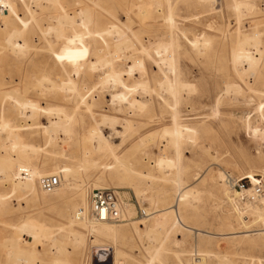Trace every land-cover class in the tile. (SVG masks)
<instances>
[{"label": "rangeland", "instance_id": "obj_1", "mask_svg": "<svg viewBox=\"0 0 264 264\" xmlns=\"http://www.w3.org/2000/svg\"><path fill=\"white\" fill-rule=\"evenodd\" d=\"M60 1L66 5L73 0ZM155 1L145 0L147 5L132 7L129 0H96L94 7L84 15L89 17V24L77 28L85 33L113 23L125 35V40L129 39L131 43L127 41V46L122 45L121 53H116L113 41L109 45L126 86L135 90L129 94L114 83L110 85L112 81L105 83L106 87L102 85L103 89L97 85L110 71L101 61L107 47L98 39L85 36L84 44L70 48L60 62L56 53L61 42L47 50L49 45L34 44L33 38H28L24 44L23 39L15 38V27L27 17L26 4L22 0H0V158H6L5 148L12 145V139L2 129L4 121L11 127H19L22 138L18 141H25L35 150L28 149L25 154L14 151L10 155L12 160L20 156L25 166H33L40 172L64 166L71 169L69 182L64 177L61 180L58 171L53 174L62 185L58 195H47L39 190V195L46 198L44 204L35 202L22 186L14 190L4 180L5 172L0 170V192L11 197L4 212H0V264H6L5 253L11 251L3 247L8 237H15L23 252L25 261L17 264H27V257L28 264H56V260L63 264H92V246L98 243L88 230L75 227V234L82 237L75 244V236L58 229H66L75 207L80 208L81 194H85L87 203L90 192L100 189L98 187L118 191L122 209L123 204H129L131 209L122 220L109 222L119 228L124 240L99 243L105 244V248L112 249L115 245L119 248L117 264H198L200 259L205 260L204 264H264V243L257 235H232L245 228L242 224L245 221L251 230L264 227L256 226L250 213H245L238 205L244 215L237 213V202L234 206L227 198L235 192L223 180L225 176V180L229 177L244 181L246 189L251 188L249 180L244 179L246 176H256V181L264 182V138L261 136L264 130L261 121V116L264 117V0H248L254 3L255 11H261L257 15L241 8L240 30L230 0L227 3L218 0V4L214 1L207 19L204 5L198 7L202 15L193 16L192 0H171L172 11L166 4L157 7ZM66 6L73 11L81 7ZM52 25L58 28L56 22ZM241 32L250 34L252 40L255 38L247 45V52L258 62L256 70L250 72L244 71L248 69L246 63L237 68L233 63L234 42L242 39ZM202 33L213 38L230 35L225 40L214 38L211 54L205 58L204 55L198 57L189 44L194 34ZM198 38L202 39V35ZM9 39H13L15 52L10 49ZM157 45L167 48L164 51L167 53L161 50L157 53ZM256 45L262 48V59ZM19 47L23 52H17ZM161 56L168 57L171 63L167 60V64L163 58L167 66L161 65L163 62L159 64ZM98 60L101 65L90 73V64ZM172 61L174 68L168 66ZM133 62L142 64L141 74L136 71L140 75L135 71L127 74L128 69L135 68ZM62 63H67V71L61 70ZM166 67L172 69L173 77L165 75ZM42 79L43 83L39 84ZM166 81L173 87L176 83L188 86L190 93L185 86L184 90L177 85L174 88L180 93L172 89L175 94L169 91L174 96L171 97L167 88L159 87ZM62 83L72 89L74 86V91L67 86L64 91L59 90L65 85ZM92 87L96 89L89 95ZM121 93L136 100L141 108L118 102L114 97L119 98ZM7 94L12 95L11 99ZM81 100L85 101L81 103ZM22 101H30L37 108L32 113L31 107H18ZM63 120L69 123L67 130ZM93 129L103 131L108 137L112 152L102 154L96 150L98 140L93 141L88 134ZM164 129L176 130L179 140L172 142V138L163 137ZM255 129L260 132L257 130L259 134H254L253 138ZM83 152H87L88 157L82 159ZM160 159L175 161L179 167L158 168L156 161ZM220 173L224 174L222 179L218 178ZM186 186H191L195 200L191 198L184 203L177 215L195 231L173 230V213L165 222L160 216L178 188ZM249 198L251 202L258 200ZM143 211L150 215L148 219L144 218ZM157 221L162 223L157 226ZM47 228H50L48 240L42 233ZM52 237L58 246L51 245Z\"/></svg>", "mask_w": 264, "mask_h": 264}, {"label": "bare ground", "instance_id": "obj_2", "mask_svg": "<svg viewBox=\"0 0 264 264\" xmlns=\"http://www.w3.org/2000/svg\"><path fill=\"white\" fill-rule=\"evenodd\" d=\"M25 4H26V8H27V17L25 18V21H22L20 23H18V25L15 27V38L18 36L20 37L24 44V42L27 41L28 38H33L32 39V42L34 44L36 43H39V44H44V45H49V49L47 50H51L53 48L54 45H56V43H62L61 45V48L58 50V52L56 53V55H58V61H63L66 54L68 53L69 49L70 48H73L75 47L76 45L78 44H84L85 42V36L86 38H89V39H98L100 42H102L105 47H107V49L105 50L107 53L104 57H102V64H103V67H104V64L109 67L110 71L105 72V74L107 76H105V79L104 78H100L102 81H99V83L97 84L98 86H105L107 82L109 81H112L110 82V85L112 83H114L116 86H120L123 90H125L126 93H132V91H135V90H132V89H129L126 84H125V81L123 80L122 76H123V72L118 70L117 66H116V63L118 62L114 57V52L112 53L111 51H109V45L111 44V42L113 41V46L116 53L120 52L123 48L122 45H126L131 43L129 42V39L128 40H125V35L122 33V31L119 30V28L114 25L113 23H108L107 25H105L104 27L102 28H99L98 30L96 31H89L87 30L85 33L84 32H80L79 30L77 31V28L79 25H83L84 27H86L88 24H89V17H85V13L90 10L91 7H94L95 3H96V0H73L69 3H66V5H71L73 7H77L81 5L80 9L78 8L76 11H73V10H70L68 8V6H66L65 4H63V2H61L60 0H22ZM177 1V0H176ZM175 1V2H176ZM214 1L218 4V0H192V5H193V16H200L202 14H200V11L198 10V7L199 5H204L206 7V10L204 11V17L206 16V19L208 16H211V11L209 9H211L213 6L211 4H215ZM229 0H226L225 2L227 3ZM130 4L132 7H140V6H145L147 5V2H145V0H129ZM231 4H230V8H232V10H234L236 12V21H237V26H238V29L240 30V26H241V8L244 7L245 10L247 11H250L251 12V15H257L258 13H260L261 11H255L254 9V3L248 1V0H230ZM138 4V5H137ZM162 4H166L169 6V9H171L172 11V3H171V0H156L155 1V5L157 7H162ZM24 5V4H23ZM25 7V6H24ZM168 8V7H167ZM37 9V10H35ZM76 9V8H75ZM168 9V10H169ZM35 10V11H34ZM130 11V10H129ZM171 14V13H170ZM169 14V15H170ZM168 15V16H169ZM86 18L84 19L83 18ZM79 17V18H78ZM136 18V17H135ZM171 18V17H170ZM169 18V19H170ZM171 20V19H170ZM169 20V22H170ZM196 20V19H195ZM194 20V21H195ZM198 20V18H197ZM201 20V19H200ZM56 22L57 23V27L55 26L54 28V25H52V23ZM204 21V20H203ZM97 24V23H96ZM170 24V23H169ZM194 24V23H193ZM173 27V26H172ZM171 27V28H172ZM196 26H194L195 28ZM210 27V26H209ZM201 28V27H200ZM211 28V27H210ZM86 29V28H85ZM209 29V28H208ZM206 29V30H208ZM171 30V29H170ZM235 32V31H234ZM239 32V31H238ZM25 33H27V36H25ZM129 33V32H128ZM170 33V32H169ZM237 33V31L235 32ZM242 33V32H241ZM131 34V33H130ZM202 35V39L198 38ZM194 34L190 39V43L191 44V47H192V50L195 52V54H198L200 57V55H204L205 58H207L209 56V54H211V50L213 49V46H212V40L215 38H221L222 40H225L226 38L229 37L228 34L226 35H219V36H216V37H211L209 34H205V33H202V34ZM243 35V33H242ZM250 35V34H249ZM249 35H243L242 36V39H238L237 41L234 42V49H233V52H232V58H233V63H235L236 65V68L237 66H242L244 65L245 63L248 65V69L244 70L245 72H250L252 70H256V67H257V63H256V60L255 58L250 55V53H248V49H247V45L250 46V42H252L255 38L250 39L249 38ZM133 37V35H132ZM12 40L13 39H9V41L11 42H8L10 43L9 46H12ZM220 40V39H219ZM221 40V41H222ZM252 40V41H251ZM127 41L129 43H127ZM136 41V40H135ZM171 41V40H170ZM187 41V40H185ZM17 42V41H16ZM188 42V41H187ZM255 42V41H254ZM21 43V41H20ZM127 43V44H126ZM161 43V42H160ZM163 44V43H162ZM171 43L169 42V45ZM20 45V44H19ZM219 45V43H218ZM253 45V43H252ZM255 45V44H254ZM253 45V46H254ZM79 46V45H78ZM112 46V47H113ZM156 46V45H155ZM252 46V47H253ZM14 47L15 46H12L10 49H12V52H15L14 51ZM23 47V45L21 46V48ZM134 47V46H133ZM160 47L163 49V46H159L157 45V53H159V50L161 51H166V46H164L166 49H160ZM257 47V52H259L258 54L259 57L262 59L263 55H262V48L259 47V45H256ZM20 47L17 48V52L18 51H21L23 52V50L25 49L23 47V50L21 49ZM36 48V47H34ZM51 48V49H50ZM131 48V47H130ZM180 48V47H179ZM16 49V48H15ZM113 49V50H114ZM170 46H169V50H170ZM260 49V50H259ZM126 50V49H125ZM46 51V50H45ZM143 51V49H142ZM52 52V51H51ZM137 52V50H136ZM135 52V53H136ZM141 52V51H140ZM156 52V51H154ZM171 52V51H170ZM121 53V52H120ZM142 53V52H141ZM164 53H167V52H164ZM171 54V53H170ZM116 55V54H115ZM155 55V54H154ZM163 55V54H162ZM121 56V55H120ZM122 57V56H121ZM120 57V58H121ZM124 57V56H123ZM131 57V56H129ZM156 57H158L156 55ZM169 57H172L171 55ZM161 58H162V61H161ZM160 58V61L158 62L159 64L162 63L164 60H168L167 58H165L164 56L162 57L161 56ZM164 58V60H163ZM101 59V58H100ZM123 59V58H122ZM159 59V58H157ZM171 60V58H169ZM125 60V59H124ZM176 60V59H175ZM174 60V61H175ZM100 60H98L97 62L95 61L94 64H90L89 66V71L90 73L95 71L98 67V65L100 66L101 65V61L99 62ZM152 61V60H151ZM165 61V62H166ZM169 61V60H168ZM168 61H167V64H168ZM174 61H172V65H168V66H172V68H174L176 65H173ZM68 62V61H67ZM153 62V61H152ZM163 62L161 65L165 64L166 63ZM171 63V61H169ZM59 63V62H58ZM100 63V64H99ZM60 64V63H59ZM157 64V63H156ZM155 64V65H156ZM133 65H135V68L133 69L132 67L130 69H128V73L127 74H132L134 73V71H141V69H143V66L141 63L139 62H133ZM234 65V64H233ZM246 66V65H245ZM67 63H62L61 64V70L64 72V71H67ZM235 67V66H234ZM243 67V66H242ZM158 68V67H157ZM167 68V67H166ZM182 68V67H181ZM105 70V69H104ZM159 70V69H158ZM139 71V72H140ZM160 71V70H159ZM174 71V69H173ZM139 72H136L137 75H140L138 74ZM161 72V71H160ZM165 73V75H170L173 77V74H172V69L170 67H168L167 69H165L163 71ZM103 73V72H102ZM69 75L70 76V73L68 72H65V75ZM101 74V73H100ZM88 75V74H87ZM163 75V74H162ZM180 75V74H179ZM142 76V75H141ZM104 77V75L102 76ZM134 77V76H133ZM171 77V78H172ZM175 79V77L173 78V80ZM176 80H179V79H176ZM43 79L40 80V83L39 84H42L43 83ZM42 82V83H41ZM171 82H173L171 80ZM51 83V82H50ZM65 84V83H62V85ZM70 84V82H69ZM61 85L62 89L59 88V90H62L64 91V86H67L69 90H71V92H73L74 90V86L73 89L70 88L71 86L70 85H73V84H70V85ZM109 84V83H107ZM96 85V86H97ZM113 85V84H112ZM161 85V86H160ZM159 85V87H164V88H167L165 89L167 92V94H170L169 91L172 93L175 94V92H173V90L176 89V91L180 88V86L184 89L187 90L189 87L188 86H185V85H182L181 83H176V86L178 85L179 89L178 88H174L176 86H172L170 85L169 82H161ZM42 86V85H41ZM51 86V85H50ZM103 86H102V89H103ZM145 86V85H144ZM185 86V87H184ZM190 86V85H189ZM106 87V86H105ZM137 87V85H136ZM139 87V86H138ZM188 87V88H187ZM190 87H193L192 85ZM46 88V87H45ZM134 88V87H133ZM141 88V87H140ZM145 88H148L147 85L145 86ZM50 89V88H49ZM53 89V88H52ZM96 89V87L94 88V90ZM142 89V88H141ZM144 89V87H143ZM150 89V88H149ZM173 89V90H172ZM182 89V91H184ZM191 89V88H189ZM225 89V88H224ZM227 89V88H226ZM93 87L91 88V90H88L89 92V95L91 93H93ZM139 90V88H138ZM161 90V89H160ZM165 90H163V92H165ZM231 90V89H230ZM40 91V89H39ZM68 91V90H67ZM143 92L145 91L142 90ZM227 91V90H226ZM224 91V92H226ZM229 91V90H228ZM232 91V90H231ZM37 92V91H36ZM150 92V91H149ZM190 93V91L187 90V93ZM194 92V91H193ZM236 92V91H235ZM238 92V90H237ZM126 93H121V95L119 96V98H116L114 97L117 101L120 100V102H126L127 104H129L131 107L132 106H136L139 108L140 107V104L132 99V98H129V96L127 97ZM180 93V91L178 92ZM222 93V92H221ZM233 93V92H232ZM14 94V93H13ZM160 94V93H159ZM162 94V93H161ZM228 94V93H227ZM9 95V94H7ZM11 95V94H10ZM9 95V97H10ZM171 95V94H170ZM177 95V94H176ZM183 95V94H182ZM12 96V95H11ZM15 96V95H14ZM18 96V95H17ZM158 96V95H157ZM160 96V95H159ZM236 96V95H235ZM5 97V96H4ZM7 97V96H6ZM171 97H174L173 95H171ZM114 98L112 100H114ZM11 99V97H10ZM19 99V98H18ZM174 99V98H172ZM21 100V99H20ZM161 100V99H160ZM82 101H85V100H81V103ZM19 102V100L17 101ZM119 102V101H118ZM248 102V101H247ZM125 103V105H126ZM84 104V103H83ZM113 104V103H112ZM247 104V103H246ZM175 106V99H174V104ZM85 106V105H84ZM142 106V105H141ZM144 106V105H143ZM248 106V105H246ZM18 107H23L24 109H26V107H31L30 109L32 110L31 112L33 113V110H35L37 108V106L33 103H31L30 101H22L18 104ZM134 108V107H133ZM175 109V107H174ZM53 110V109H52ZM57 110V109H56ZM139 110V109H138ZM28 111V110H27ZM55 111V110H54ZM53 111V112H54ZM60 111V110H59ZM86 111H88V109H86ZM259 111V110H258ZM30 112V113H31ZM48 113H51V111L47 110ZM57 113V112H56ZM60 113V112H58ZM139 113V112H138ZM36 114V113H35ZM244 115V114H243ZM33 116V115H32ZM176 116V115H175ZM105 118H107L106 116H104ZM92 118V117H91ZM174 118V117H173ZM176 118V117H175ZM175 118H174V121H175ZM64 119H67L64 117ZM248 119V118H247ZM70 119H68L69 121ZM110 120V119H108ZM113 120V119H112ZM93 121V120H92ZM248 121V120H247ZM254 121V120H253ZM261 121L262 123H264V117L261 116ZM64 128H66L67 130V123L66 120L64 121ZM253 123V122H252ZM255 123V121H254ZM63 124V125H64ZM96 125V124H95ZM101 125V124H100ZM130 125V124H129ZM248 125V123L246 124V126ZM1 126V125H0ZM68 126H69V123H68ZM97 126V125H96ZM244 126V127H246ZM251 126V125H250ZM257 126V125H256ZM38 127V126H37ZM55 127V126H54ZM57 127V126H56ZM55 127V128H56ZM70 127V126H69ZM243 127V128H244ZM253 127V126H252ZM263 127V126H262ZM103 128V127H102ZM101 128V129H102ZM254 128V127H253ZM260 128V127H259ZM258 128V129H259ZM2 129H4L8 136L12 139V145L7 149L5 148V152L7 153V156L6 158H0V170L5 172V175H4V180L11 185V187L15 189V187L19 186L21 188H24L25 190H27L29 192V196L37 203L39 204H44L46 203V198L45 197H41L39 195V190H41L43 193H46L47 195H51V194H54V195H58V193H60L62 191V185L60 184L54 191L52 192H45L42 187H41V184H40V181L41 179L44 177V176H52L53 174H55V172H57L59 175H60V179L62 180L63 177L64 179L69 182V178H70V175H71V169L67 166H64L60 169H56V170H53V171H44V172H40L37 168L33 167V166H25L24 163H22L20 156L17 157L16 160H12L11 159V153H13L14 151H18L20 152V154H25L27 153V151H32V152H35V150H33V148L28 144V143H24V142H19L18 139L22 138L21 134L19 133L20 131L19 130V127H11L8 125V123L4 122L3 121V125H2ZM70 129V128H69ZM113 129V128H112ZM249 129V128H248ZM247 129V130H248ZM257 129V130H258ZM2 130V131H4ZM114 130V129H113ZM112 130V131H113ZM246 130V131H247ZM255 129L252 130L254 131V133L252 134V131H249L251 132V137H253V135H257L259 134V132ZM116 131V130H115ZM114 131V133H115ZM69 132V131H68ZM103 131L99 130V129H93L91 131H88V134L90 135L91 139L95 140L97 139L98 141L96 143H98V145L96 146V150L98 152H102V154H106L108 152H112V149L110 148V145H109V139L108 137L104 136ZM262 134V138H264V130L261 131ZM112 133V132H111ZM183 133L184 130H183ZM188 133V132H187ZM70 134V133H69ZM162 134H163V137H166V138H172V142H173V139L175 140H179L178 137H179V134L177 133L176 130H170V129H164L162 131ZM109 135V134H108ZM118 135V134H117ZM187 135V134H185ZM115 136V135H114ZM260 136V135H259ZM84 137V136H83ZM86 137V136H85ZM88 137V136H87ZM86 137V138H87ZM184 136H182L183 138ZM188 137V135H187ZM190 137V136H189ZM188 137V138H189ZM250 137V138H251ZM67 138V137H66ZM191 138V137H190ZM254 138V137H253ZM9 139V138H8ZM89 139V138H88ZM164 139V138H163ZM90 140V139H89ZM91 140V141H92ZM93 140V141H94ZM167 140V139H166ZM169 140V141H170ZM260 140V139H259ZM68 141V140H67ZM90 141V142H91ZM176 141V142H177ZM183 141V140H182ZM255 141V140H254ZM262 141H264V139H262ZM48 142V141H47ZM171 143V142H170ZM178 143V142H177ZM263 143V142H261ZM115 144V143H114ZM178 146V144H176ZM93 146V145H92ZM94 147V146H93ZM178 148V147H177ZM29 149V150H28ZM17 153V152H16ZM178 154V153H177ZM85 157H88V153L87 152H83V155H81V158L84 159ZM17 164H16V163ZM95 162V161H94ZM118 164V163H117ZM116 164V165H117ZM156 164L158 165V168H163V167H167L169 169H176L178 168V164H175V161H172V160H165V159H160L158 161H156ZM93 165H96V164H93ZM61 166V165H60ZM103 167V166H102ZM165 167V168H166ZM15 168V169H14ZM178 170V169H177ZM181 169H179L180 171ZM128 171V170H127ZM204 174L200 175L197 179H195L196 181H198ZM55 176V175H53ZM224 176V174H223ZM222 176V173H220L218 175V178L222 179L223 178ZM256 176H246L244 179H248L249 180V183H250V186L251 188L249 189H246V190H243V191H236V190H233L231 187H230V184L228 183V180L226 179L225 180V176L223 178L224 180V184L227 185V187H229V189H231L233 192H235V195H230L228 196V200L233 203V205L235 206V202H237L236 204V211L239 215L243 216V210H240V209H245L244 211H246L245 213H250V217L253 218V223L256 224H259L261 225V227H264V195L261 196V197H257L254 195V187L258 184L261 183V181H256L255 179ZM2 178V177H1ZM229 179V177H228ZM66 182V183H67ZM69 184V183H68ZM67 184V186H68ZM181 185V184H180ZM229 185V186H228ZM71 187V186H70ZM12 188V190H13ZM19 188V189H21ZM69 188V186H68ZM72 188V187H71ZM98 188H103V187H98ZM191 186H186V187H183V188H178L179 191L178 193L174 196L173 200L171 201V203L169 204V206L161 213V219L165 222L167 221V218L170 216L171 213H173L175 215V219H174V222L172 223V229L175 230V229H183V230H186V231H195L193 228L189 227V226H186L182 221H181V218L177 215L178 211L180 210V207L188 202L191 198H193L195 200V194L192 192V190L190 189ZM18 189V190H19ZM11 190V192H12ZM16 192V191H15ZM14 193V192H13ZM83 193V192H82ZM234 194V193H233ZM140 196V195H139ZM194 196V197H193ZM236 196L237 199H236ZM251 198V200H256L258 199L257 201H249L248 198L249 197ZM248 197V198H247ZM10 196L9 194H5V193H1L0 192V212H4V209L7 207L8 205V202L10 201ZM85 194H81V199H80V208L74 209V213L72 216H70V218L68 219V222H67V226H66V229H63V228H59L58 231H63V230H66L67 234L69 235H72V236H75V244L78 243V241H80L82 239L81 235L79 236L78 234H75V227L76 226H81L82 228H86L89 232V234L91 236H93L95 238V243H98V244H95L93 245L92 247V264H117V258H118V255L120 254V250L119 248H117V246H113L112 249L111 248H105V244H99V243H105V242H119V241H123L124 240V237L120 234V230L119 228L115 227V226H112L110 225V223L112 221H97V220H94L90 214V202H89V195H88V198H87V203H86V199H85ZM249 198V199H250ZM237 205L240 209L237 208ZM130 205L129 204H123V209H122V204L120 207H118V215H119V219L122 218H125L127 217L126 214H128L130 212ZM143 215H144V218L148 219L150 217L149 214H146V211H143ZM240 216V217H241ZM244 219V218H243ZM247 219V218H246ZM251 219V218H250ZM122 220V219H121ZM159 220V219H157ZM160 221V220H159ZM252 221V220H251ZM110 222V223H109ZM124 223V222H123ZM158 223V221L156 222ZM162 223V221L160 223L157 224V226H159L160 224ZM242 224H244L245 228H243V230L241 231H238L236 233H232V235H235V236H244V237H248L250 235H257L260 239V242H263L264 243V229H259V230H251L249 227H246V221L243 222ZM62 227V226H61ZM255 227V226H254ZM50 228H47L45 229L42 233L44 235V237L49 238V233H50ZM171 230V228H170ZM152 232V231H151ZM42 233H41V236H42ZM155 233V232H154ZM40 234V233H39ZM231 235V234H230ZM36 237H38V235H36ZM43 237V238H44ZM50 241H52V244L51 245H55V246H58L56 245L58 242H56V240L52 238H50ZM154 242V241H153ZM164 242V241H163ZM3 243V242H2ZM162 244V243H161ZM4 248L6 247H9L11 249V251H7L5 253V263L6 264H17L18 262L20 263V261L22 262V260H24L23 258V252L21 250V247H20V244L19 242L17 241V239L15 237H8L6 238L5 242H4V245H3ZM52 248V247H51ZM61 248V247H60ZM59 248V249H60ZM195 250L196 252L199 253L198 251V247L195 246ZM60 252V250H59ZM157 253V252H156ZM62 254V252H61ZM206 254H209V252H207ZM27 255V254H26ZM32 256V255H31ZM23 259H22V258ZM29 258L27 257V264L29 263L30 260H28ZM31 259V258H30ZM198 259V258H197ZM224 260V259H223ZM25 261V260H24ZM196 261V260H195ZM204 259H200L198 261V264H204ZM56 264H63L61 261L59 260H56L55 261ZM23 263V262H22ZM34 263V262H33ZM152 263V262H150ZM67 264V263H66ZM120 264H122V262H120ZM149 264V263H148ZM229 264V262H228Z\"/></svg>", "mask_w": 264, "mask_h": 264}, {"label": "built area", "instance_id": "obj_3", "mask_svg": "<svg viewBox=\"0 0 264 264\" xmlns=\"http://www.w3.org/2000/svg\"><path fill=\"white\" fill-rule=\"evenodd\" d=\"M228 183L233 190H246L244 181L228 179ZM45 192H52L60 185L57 176H44L40 181ZM254 195L261 197L264 195V182L254 187ZM90 214L97 221H119L118 207L121 206V197L118 191L112 189H95L89 194Z\"/></svg>", "mask_w": 264, "mask_h": 264}]
</instances>
